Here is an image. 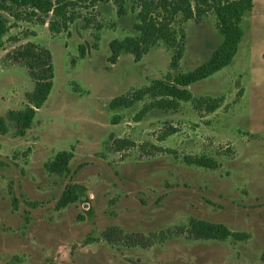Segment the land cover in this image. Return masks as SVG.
Masks as SVG:
<instances>
[{
    "label": "rangeland",
    "instance_id": "1",
    "mask_svg": "<svg viewBox=\"0 0 264 264\" xmlns=\"http://www.w3.org/2000/svg\"><path fill=\"white\" fill-rule=\"evenodd\" d=\"M180 1L124 0L120 18L115 0L65 1L55 13L0 0L8 27L0 44V118L8 127L0 134V264H264V0L245 15V0H185L191 19L172 14ZM219 7L243 37L229 65L187 87L192 101L177 112L152 109L139 122L152 97L109 110L132 89L169 83L174 52L163 46L140 61L123 54L108 62L109 43L135 36L141 12L176 29V75L210 70L231 51ZM27 43L49 49L55 79L21 137L9 113L27 108L34 82L8 54ZM72 148L67 177L45 170ZM74 184L83 193L61 206ZM192 218L250 237L197 240ZM110 229L116 234L106 236ZM138 235L149 241L133 243Z\"/></svg>",
    "mask_w": 264,
    "mask_h": 264
},
{
    "label": "trees",
    "instance_id": "2",
    "mask_svg": "<svg viewBox=\"0 0 264 264\" xmlns=\"http://www.w3.org/2000/svg\"><path fill=\"white\" fill-rule=\"evenodd\" d=\"M16 6H29L44 13H55L56 10L62 6L65 1L57 0V5L52 0H8ZM254 0H245L243 3V15L250 11L253 7ZM118 6V16L124 17V0H115ZM182 13L186 19L193 18L194 14L188 1L181 0L179 3L172 5V14ZM242 15V16H243ZM217 16L221 24V32L225 36V40H232V49L224 57L222 63L215 62L210 70L198 69L194 72L183 74L179 73L173 75L179 69V61L182 52L179 49L180 40L176 29L172 26L169 19H158L155 17H147L143 12L140 13L139 21L134 25L136 32L135 36H127L123 39H114L109 43L110 56L108 62L116 64L118 59L123 54H130L136 61H140L152 49L159 46L165 47L168 51H173L172 60L170 63V73L167 75V81L154 80L149 86L139 89H132L125 95L114 98L109 103V110L116 111L119 109H129L136 103L144 100L147 97H152L155 101L145 107L135 121L139 122L152 109L175 112L179 111L180 102H190L193 97L190 95L187 87L201 81L215 72H218L223 67L229 65L237 52L238 44L243 37V30L237 28L235 33L232 32L228 24L226 14L220 7L217 8ZM238 23L242 21V17L237 18ZM7 22L0 12V44L3 35L7 32ZM223 47V45L221 46ZM11 62L20 64L28 71L30 78L34 82V90L27 94L28 106L25 110L19 112H10V117H13L17 122L18 136H25L26 131L31 128L37 110L41 109L47 102L52 89L54 87L55 79V65L53 57L49 49L36 45L34 43H27L8 54ZM212 64V63H211ZM182 87L183 89L179 88ZM120 118L113 117L112 124H118ZM8 127L4 118H0V134L6 135ZM74 158V149L62 150L55 154V156L45 163V170L52 175L59 177H67L71 173V161ZM202 166H213L216 162L197 161ZM195 163V161H194ZM83 193V187L79 185L69 186L60 200L61 206H68L78 200L79 194ZM190 236L197 240H227L233 238L235 240H247L250 235L245 233L232 232L227 227L221 224H213L205 220L190 219L189 221ZM106 236L116 234L115 229H110L106 232ZM132 242L144 245L149 241L147 237L141 235L133 236Z\"/></svg>",
    "mask_w": 264,
    "mask_h": 264
}]
</instances>
